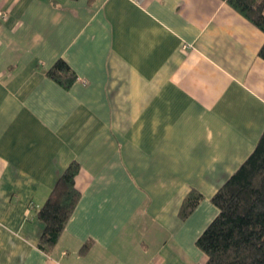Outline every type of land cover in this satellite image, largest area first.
I'll list each match as a JSON object with an SVG mask.
<instances>
[{
    "label": "crops",
    "instance_id": "crops-1",
    "mask_svg": "<svg viewBox=\"0 0 264 264\" xmlns=\"http://www.w3.org/2000/svg\"><path fill=\"white\" fill-rule=\"evenodd\" d=\"M263 43L225 0H0V264H202L210 198L264 130ZM72 160L45 252L36 212Z\"/></svg>",
    "mask_w": 264,
    "mask_h": 264
},
{
    "label": "trees",
    "instance_id": "trees-1",
    "mask_svg": "<svg viewBox=\"0 0 264 264\" xmlns=\"http://www.w3.org/2000/svg\"><path fill=\"white\" fill-rule=\"evenodd\" d=\"M225 1L264 32V0ZM258 55L264 59V43ZM46 75L64 88L76 80L75 72L62 58L46 70ZM79 170V163L70 161L37 209L36 217L42 224L37 246L45 252L53 249L80 198L75 183ZM201 198L198 191L189 190L178 216L186 218ZM210 201L217 213L195 241L205 255L202 264H264V130L252 151Z\"/></svg>",
    "mask_w": 264,
    "mask_h": 264
},
{
    "label": "built area",
    "instance_id": "built-area-1",
    "mask_svg": "<svg viewBox=\"0 0 264 264\" xmlns=\"http://www.w3.org/2000/svg\"><path fill=\"white\" fill-rule=\"evenodd\" d=\"M1 15L4 16V17L6 16V14H4V13H1Z\"/></svg>",
    "mask_w": 264,
    "mask_h": 264
},
{
    "label": "rangeland",
    "instance_id": "rangeland-1",
    "mask_svg": "<svg viewBox=\"0 0 264 264\" xmlns=\"http://www.w3.org/2000/svg\"><path fill=\"white\" fill-rule=\"evenodd\" d=\"M181 205V204H180ZM180 207V206H179ZM179 209V208H178Z\"/></svg>",
    "mask_w": 264,
    "mask_h": 264
}]
</instances>
